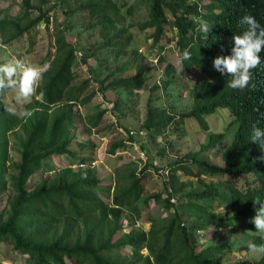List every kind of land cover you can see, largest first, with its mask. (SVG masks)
<instances>
[{
    "label": "trees",
    "instance_id": "trees-1",
    "mask_svg": "<svg viewBox=\"0 0 264 264\" xmlns=\"http://www.w3.org/2000/svg\"><path fill=\"white\" fill-rule=\"evenodd\" d=\"M32 1L23 0L22 11L16 16L0 8V34L4 43L18 41L38 25L49 23L50 11L43 12ZM59 3L75 6L70 11L87 13L89 29L99 36L98 49L91 55H82L81 64L93 72L90 60L98 50H110L119 58L128 54L133 37L124 23L122 9L126 3L119 4L117 0H59ZM36 12L39 15L34 17ZM133 12L134 7H128L127 13ZM245 15L254 16L264 26V0H206L205 4L198 0H149L148 19L139 23L141 30H154L155 47L168 33L174 34L178 53L185 49L191 52L190 60L179 62L180 69L190 73L196 69L202 75L191 77L192 86L187 92L193 107L189 112L176 116L171 109L149 106L142 127L147 136L168 138L170 130H179L187 119L196 120L202 129L208 130L207 116L223 108L230 112L231 122L227 127L237 125L232 143L223 154L224 166L200 161L199 153H188L167 166L170 170L165 185L167 199L162 195L143 196L152 168L149 162L143 168L134 161L117 169L113 193L105 191L109 201L101 197V180L91 167L64 169L29 187L53 157H77L72 150L77 107L90 104L97 93H87L90 79L75 83L77 52L83 46L57 31L54 58L41 88L44 99L33 97L24 109L31 110L32 115L26 118L16 110L15 114L7 111L11 108L6 98L10 89L0 95V197L8 190L6 176L10 170L14 172L11 176L14 194L9 209L0 215V245L9 244L28 256V264H69L68 261L76 264H249L243 259L226 261L235 252V247L229 244L196 248L205 244L199 241V232L231 227L236 217L248 221L259 207L254 201L264 202V144L251 142L254 127L264 130V51L260 53L261 64L252 70L250 85L243 90L230 88L231 77L222 76L213 67L217 55L231 54L232 36L246 30L247 25L240 23ZM202 21L212 28L209 34L199 30ZM160 63H166L165 57L160 56ZM93 75L97 76L95 70ZM164 78L163 84L155 83L154 92L168 91L172 82L181 78L178 67L167 64ZM146 81L142 65L133 76L122 75L106 86L104 81L97 84L100 92L141 91ZM106 114L107 110H101L90 116L89 131L97 130ZM18 131L23 133L21 158L18 163L10 164V137ZM223 137V133L211 134L202 151L215 148ZM133 140L130 138V142ZM128 146L124 140H115L107 153L116 156ZM77 162V166H82L91 161ZM179 173L198 179L202 189L187 192L189 183L182 181ZM172 198L181 201L179 209L171 202ZM150 201L167 211L174 210L173 215L154 217ZM222 206L233 211L235 217L216 212ZM126 215H131V230L122 233L127 229ZM139 219L150 223L149 231L135 226ZM251 239L252 245L264 244L262 234ZM125 248L129 249L126 255ZM255 264H264V255Z\"/></svg>",
    "mask_w": 264,
    "mask_h": 264
},
{
    "label": "rangeland",
    "instance_id": "rangeland-1",
    "mask_svg": "<svg viewBox=\"0 0 264 264\" xmlns=\"http://www.w3.org/2000/svg\"><path fill=\"white\" fill-rule=\"evenodd\" d=\"M23 0H0V8L8 9L11 15H18L22 11ZM33 0L32 4L43 12H49V23H43L33 28L31 34H28L18 41L10 44L4 43L2 34H0V65L8 63L13 57L22 59L27 64H51L55 54V34L62 31L67 40L77 45L80 43L83 49L77 52V61L74 66L76 75L75 83L79 84L85 80H92L87 93L97 92L93 101L85 107H77L75 117V125L73 133L75 136L74 146L72 150L76 152L77 157L71 158L68 155L55 156L48 161L49 165L46 169L41 170L31 181L29 187L33 188L41 178L53 177L59 171L73 168L77 170L82 167L84 169L95 168L98 177L101 180L100 192L101 197L107 201L105 191L111 190L113 193L115 188V172L123 165L138 162L139 167H145L147 163L154 162L167 167L169 164L181 160L188 153H199L200 161H207L213 165L224 166L223 154L228 146L232 143L234 132L237 125L232 128L227 127L230 121V112L223 108L215 114L208 115V130H204L196 120L187 119L179 130H170L168 138L153 137L148 135L145 139L133 137L134 142H130L129 131H138L143 127L144 117L150 105L160 106L171 109L172 114L180 116L189 112L193 107V100L187 89L192 86L191 77L194 75L201 78L202 75L196 69L190 72L180 69L178 51H174L171 47L174 34H169L163 41L155 47L152 37L154 30H141L139 23L148 19L149 16V0H117L119 4L126 3V7L122 9L124 15V23L129 33L133 37V42L128 50V54L123 57H116L110 50H98L95 57L90 60L91 67L97 73L93 75L91 69L81 64L82 55L92 54L98 49L99 36L89 29V20L87 13L83 11L73 12L71 8L75 6L61 5L59 0ZM201 4H205L206 0H198ZM73 4V3H72ZM128 7H134L133 14H128ZM39 13H34L37 17ZM175 42V40H174ZM160 56L165 57L166 63L156 62L160 60ZM145 58V61L143 60ZM173 64L178 67L181 78H177L169 86L168 91L154 92L152 89L157 84H163L165 67L167 64ZM145 66L146 84L141 91H128L124 89H110L104 92L99 91L98 81H104L108 85L113 79L122 75L133 76ZM93 75V76H92ZM185 77L190 78L186 79ZM19 77H17L18 79ZM7 103L11 108L16 110L20 115L24 112L26 105L31 99H25L20 96L18 89H10L7 95ZM107 110L102 125L97 130L89 131L87 120L90 116L95 115L98 111ZM231 122V121H230ZM213 133H223L224 137L219 144L207 151H202L203 145L209 142ZM23 133L18 131L10 137V164H16L21 158V141ZM115 140H124L129 144L125 152L118 155H108L107 150ZM165 150V152H163ZM141 153H145L147 162L141 158ZM91 161L88 164L77 166V161ZM74 163L76 165H74ZM14 174L12 170L6 176L8 190L0 197V215L6 213L9 209V202L14 194L11 184V176ZM182 181L189 183L187 192L202 189L200 181L193 177L180 174ZM205 179V178H204ZM217 182V181H216ZM166 180L159 176L150 168L149 175L143 187V196L150 198L153 195H162L163 199L168 198V192L165 188ZM144 199L141 201L143 203ZM180 200L176 198L178 209ZM216 206V203L214 204ZM151 214L154 217L165 218L173 215L174 210L167 211L161 205L154 204L150 201ZM216 212H223L227 216L235 217L233 211L222 206L216 209ZM248 221L243 222L237 217L234 219L231 227L216 228L205 231L198 239L204 245L196 247L197 250L203 247L216 244H229L234 246L235 252L227 256L225 259L232 262L235 259H243L249 264H255L260 260L261 254L253 253L250 250L252 245L251 237L257 234L264 235V232L255 230V227ZM240 220V221H239ZM140 226L137 228L143 231H149L150 223H146L144 219H139ZM131 215H126L124 226L127 227L122 233H128L131 230ZM136 224V223H135ZM205 239V240H204ZM247 247V248H246ZM129 252L125 248L123 253ZM0 263L1 264H28V256L14 250L13 246L2 243L0 245ZM69 264H76V261H68Z\"/></svg>",
    "mask_w": 264,
    "mask_h": 264
},
{
    "label": "clouds",
    "instance_id": "clouds-1",
    "mask_svg": "<svg viewBox=\"0 0 264 264\" xmlns=\"http://www.w3.org/2000/svg\"><path fill=\"white\" fill-rule=\"evenodd\" d=\"M240 23L247 25L246 30L232 36L231 54L217 55L213 60V67L222 76L231 77L228 85L230 88L243 90L252 81V70L262 62L260 53L264 51V26L252 15H245ZM211 29L206 21L201 22L200 31L209 34ZM178 56L182 64L183 61L191 59V52L185 49L182 53H178ZM49 68L48 64H27L22 59L13 57L8 63L0 65V95L8 89H18L20 96L25 99L36 97L43 101L45 93L41 88ZM185 78L190 80L188 77ZM7 111L15 114L12 108H8ZM22 115L27 118L32 112L26 110ZM251 142L264 144V130L254 127ZM254 205L259 207L255 208V215L249 222L254 225L256 231L264 232V202L254 201ZM250 250L264 255V244L259 246L253 244Z\"/></svg>",
    "mask_w": 264,
    "mask_h": 264
},
{
    "label": "built area",
    "instance_id": "built-area-1",
    "mask_svg": "<svg viewBox=\"0 0 264 264\" xmlns=\"http://www.w3.org/2000/svg\"><path fill=\"white\" fill-rule=\"evenodd\" d=\"M175 40V42H174ZM173 40V45L171 46L173 48V50L177 51V42H176V38ZM160 62V60H158V62H156V65H158V63ZM161 85V84H159ZM130 138L132 137H139L141 139H145L147 137V133L144 130H138V131H129V135ZM141 158L144 162H147V157L145 155V153H141ZM152 169L155 171V173H157L159 176H161L164 180L168 179L169 175H170V170L167 167L161 166L159 165L157 162L153 163ZM171 202L176 204V198H172ZM140 223L138 221H136L135 226H140ZM203 233L199 232L198 235L199 237L202 236ZM198 237V238H199Z\"/></svg>",
    "mask_w": 264,
    "mask_h": 264
}]
</instances>
